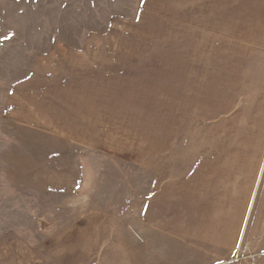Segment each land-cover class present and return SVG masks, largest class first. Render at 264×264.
Returning <instances> with one entry per match:
<instances>
[{"label": "rangeland", "instance_id": "rangeland-1", "mask_svg": "<svg viewBox=\"0 0 264 264\" xmlns=\"http://www.w3.org/2000/svg\"><path fill=\"white\" fill-rule=\"evenodd\" d=\"M207 173L208 264L263 256L264 0H0V264H184Z\"/></svg>", "mask_w": 264, "mask_h": 264}, {"label": "crops", "instance_id": "crops-1", "mask_svg": "<svg viewBox=\"0 0 264 264\" xmlns=\"http://www.w3.org/2000/svg\"><path fill=\"white\" fill-rule=\"evenodd\" d=\"M255 110H257L256 112L261 111V106L258 105ZM203 176L205 177L202 179L203 182L198 185L195 184L194 186L195 189L200 190L202 195L194 194L191 196L190 189H187V185L185 183L182 185L183 189H181L179 193L177 245L178 251L184 253V264H186V262L187 264H208V262L213 260L215 255L212 253L202 252L203 247L218 248L219 246L231 247L233 245L227 240H219L216 238L217 236H215V234H217V230L214 229V219L211 213L214 212L216 206V202L213 203L214 197L212 196V191L215 187L214 181L216 176L213 173H207ZM222 176L224 177V180L221 179L222 184L220 186L223 190L229 189L230 193L232 194L238 189L239 194L241 193L242 188H239L241 185L239 182L240 179H238V183L234 185V181H230L228 183V175L224 174ZM233 185L235 186L234 188ZM245 192V197L250 198L251 191L247 189ZM249 201H246L242 208L248 207ZM221 204L226 207L227 211H233V208L231 207L234 205L232 203L229 204L226 202V200L224 202V199H222ZM235 214L237 215V212H235L233 215L231 214V224L234 223L237 218L235 217ZM224 229L227 230L228 228L225 227ZM165 242L164 243L166 245L164 248L166 247V249L169 250V244L173 243H171V241L168 239H166ZM167 254H165L166 256H161V258H165L164 260L166 261L165 263L162 262V264H171V258ZM262 257H264V255L255 256L249 259L242 258V263L237 264H264V258Z\"/></svg>", "mask_w": 264, "mask_h": 264}]
</instances>
